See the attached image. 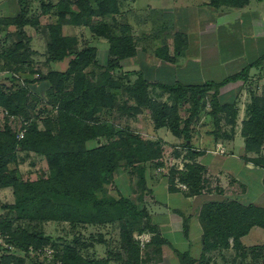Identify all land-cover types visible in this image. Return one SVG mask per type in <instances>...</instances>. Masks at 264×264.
<instances>
[{"label":"rangeland","instance_id":"rangeland-1","mask_svg":"<svg viewBox=\"0 0 264 264\" xmlns=\"http://www.w3.org/2000/svg\"><path fill=\"white\" fill-rule=\"evenodd\" d=\"M53 1L55 0H30L28 5L22 6L21 3L18 5L16 0H0V102L3 100L2 94L4 96L13 94L12 104L17 106L15 114H11L8 109L0 105V141H4V132L7 127L15 134V137L20 129L29 130L32 124H35L40 130H50L53 133L58 131L56 117L60 95L56 90H50L48 81L42 80L40 76L50 71H67L72 56L56 61L48 59L46 44L49 35L46 27L54 21L53 11L55 9L53 8L51 11L52 5L50 3ZM89 1L92 7L95 8V2L93 0ZM20 13H23L24 17L30 20V22L28 21L29 23L27 24H15L11 21L13 17L18 16ZM40 15L41 18L38 20ZM35 18L37 22L34 20ZM96 20L93 17L87 24H94ZM64 25L61 26L63 36L75 39L78 48L82 49V46L86 44L85 35L83 34L84 29L79 28L77 35L74 33L75 29L70 24L65 23ZM78 25L88 27L85 24ZM119 29L120 26L118 27V25L113 24V32L118 33ZM23 34L25 37L22 36ZM20 38H25L23 41L26 43L25 49L28 52H24L23 48L17 50L20 58L19 60H15L10 55L9 49ZM163 48H161L162 51L164 50ZM141 56L143 59L146 57V55ZM141 56H137L132 61L133 63L125 60L127 58L119 59L117 61L118 67L109 71V81L106 82V91L112 95L113 106L99 108L93 115L86 116L84 124L97 127L103 135L87 140L85 146L87 149H91L101 144L115 141L119 146L118 150L122 152L127 150V143L131 144L132 148H134L130 136H138L142 140L153 141V148L158 151L157 157L142 163L134 162L130 164L128 161L126 164L116 168L110 181L97 190V195L117 198L119 194L124 195L136 206L137 210L144 209L150 218L148 210L145 207L144 195H149L146 179L149 177V173L153 172L154 175L159 176L160 181H164L166 184L169 183L170 186L186 195H192L190 203L194 207L202 204V201L205 204L208 202L235 200L243 205L251 204V198L246 193L245 185L242 184V181H246V185L256 192L257 179L259 174L264 172V166L260 167L257 165V167L262 168V171L258 169H254L251 172L245 170L238 171L239 185H236V190H238L239 197L232 198L228 195L231 192L230 183L223 187V184L219 182V177L214 174L217 167L216 163H211L212 158L209 155L205 156L206 152L223 153L224 149L219 146L218 151L217 149L211 151L212 148L209 149L208 147H213L214 142L206 141V136L200 135L202 131V133H205L207 136L209 135L212 139L216 137L222 140L229 138L230 132L232 133L234 127L238 125L236 123V101L233 100L231 91L226 88L219 91L224 85L218 88L217 97L223 107L221 110L216 111L215 115L211 114L213 90L207 92L205 96L201 97L199 108L195 115L191 116L193 107L191 99L186 97L183 101L175 102L174 98L168 93L152 85L151 83L159 82L146 77L150 73V70L139 65ZM242 58L249 60L246 55ZM107 59L108 56L105 52L95 54V63L83 69L88 74L90 80L97 82L104 79L103 77L101 78L100 74L104 70ZM236 59L237 63H233L232 65L226 61L224 65L228 67L227 71H233L236 66L242 63L241 58ZM163 71L165 72V69H162L160 72ZM140 76L143 80L150 83L146 86L147 95L151 100L148 107L143 105L137 106L135 100L128 95L127 87L131 86ZM246 78L248 79V75ZM255 79H258V77L252 79V83L249 84H256ZM245 80L239 79L236 81ZM71 82V78L68 77L63 84L62 92L72 87ZM261 88L262 90L259 91L257 89L249 90V94L246 96V100H248L247 108L251 104V101L255 102L258 106L262 104L264 89L263 86ZM22 90H25V92L22 93ZM162 109L165 110L164 118L166 124L157 127V132H154L152 131V126L156 128L154 121L157 119L158 122H161L156 113ZM246 110L247 115L241 123L239 135L244 137V142L245 140L248 142V150L246 146L244 149L251 155H248L250 157L246 155L239 157L241 159L244 158V161L249 160L253 163L258 162L264 165V140L261 142L260 139L257 140L253 135H248V137L244 135L248 131V121L246 120L250 116V112H248V109ZM174 115L178 118L177 128L180 131L184 129L186 120L190 118L187 123L189 139L186 140L182 136H175L170 131L168 125L174 124ZM202 139L206 143L203 141L204 147L200 148ZM11 153H5V155L0 153V176H17L22 181H34L39 178H46L50 174L51 170L44 155L30 150H23L19 145ZM122 160L125 161L126 159ZM130 160L136 161L138 157L133 152H130ZM230 162L228 165L232 166L233 163ZM187 164L199 166L193 172L195 184L191 182L192 188L190 189L180 179L182 176L185 177ZM171 178H173V181H171ZM255 201L263 203V198H258ZM14 202L15 193L13 188L11 186H0V220L1 222L10 223L9 228H5L6 231L4 230V234L7 233L10 237L6 234L8 237L2 240L4 244H1L0 264H62L64 246H74L81 256L86 259L93 258V260L101 259L98 251L93 249L94 246H99L102 249L101 252L109 253L112 257L115 255L113 252L122 251L120 240L121 225L118 222L108 223L111 225L104 228L106 232L103 233L101 231L102 226L105 227L103 224L102 226L94 227L91 224H69L66 221L30 219L17 214L8 207ZM183 219H186V216ZM183 221L185 223V220ZM145 222L146 217L141 216L136 217V219H130L125 226L131 229L132 239L136 243H139L138 236L145 234V237H147L145 241L149 239L144 244L145 246H140L138 243L137 245L139 251H143V254H149L152 248L155 249V245L151 244L153 234L151 233L150 235L143 228L145 227ZM22 230L33 231L46 236L48 241L43 246L45 250L43 247H41V252H38L39 250L37 252L32 250L25 253L19 250L13 243L12 238L22 240L20 237ZM230 240L231 237L228 239L227 246L224 247L218 244L214 235L205 241L201 238V244L199 245L201 251L200 253L196 251L199 258L197 261L193 258L196 261L195 264H225L226 260L229 261L231 258V254L245 255L248 253L250 255L247 259L241 258L240 264H260V260L257 259V256H254L255 254H261L263 255L261 257L264 258V249L262 250V247L255 246L249 250H244L241 243L239 244ZM107 241L109 242L107 243ZM103 243L105 245L106 243L107 245L109 244V248L107 246L106 248L103 247L101 245ZM147 245L149 246L148 248L146 247ZM46 251L53 252H51V258L53 254V259L50 261L47 256L48 252ZM123 253L126 256L124 249Z\"/></svg>","mask_w":264,"mask_h":264},{"label":"trees","instance_id":"trees-1","mask_svg":"<svg viewBox=\"0 0 264 264\" xmlns=\"http://www.w3.org/2000/svg\"><path fill=\"white\" fill-rule=\"evenodd\" d=\"M93 1L96 4L95 8L92 7L89 0H59L55 5L58 22L50 23L46 27L49 35L46 44L48 59L56 61L72 56L67 71H50L40 76L42 80L48 81L50 90H56L60 95L56 117L58 131L53 133L50 130H40L35 124H32L31 128L25 131L24 137L17 139L7 127L4 132L5 139L0 141L2 155L12 154L11 152H14L18 145L23 150L44 155L51 170L50 174L46 178L34 181H22L17 176H0V186L13 188L15 202L8 207L23 217L66 221L69 224L96 225L118 222L121 225V247L122 250L124 249L126 259L121 254L117 256V259L121 260L123 264H142L138 245L132 239L131 229L126 228L125 225L130 219L146 217L143 228L153 234L154 242L161 240L157 227L151 224L145 210H137L126 196L120 194L118 198L98 196L97 190L110 181L116 168L128 161L131 164L155 159L158 151L153 148V141H145L138 136H130L134 148L127 143V150L122 152L118 150L119 146L115 141L91 149H87L85 146L87 140L103 135L97 127L84 124L86 116L93 115L99 108L113 106L112 95L106 91L109 71L118 67L119 59L136 55L135 43L132 37L125 33L128 27L121 26L119 34L112 31L114 23L110 22L114 21V15L118 13L117 0ZM247 1L210 0V5L214 7L220 5L242 6ZM24 16L23 13H20L11 21L15 24L29 23L30 20ZM93 17L97 19L96 22L88 25L87 23ZM34 20L37 22L36 18ZM65 23L88 25L92 33L108 40V59L100 74L104 79L93 82L84 72L85 67L95 63L96 50L93 47L79 49L75 39L63 36L61 26ZM22 36L25 37L24 34ZM23 39H18L9 49L10 55L15 60L20 58L17 50L23 48L24 52H28ZM263 58L264 54L257 61L246 65L240 72L230 75L220 82L207 81L203 84L193 85H184L179 82L151 84L168 93L175 102L183 101L189 97L193 104L191 116L195 115L199 108L201 97L213 90L211 114L215 115L216 111L223 107L217 97L218 88L229 82L247 79L248 70L253 66H258ZM68 77L71 78L72 87L62 92L63 84ZM148 84L150 83L140 76L131 86L127 87L128 95L135 100L137 106H150L151 100L146 92ZM24 92L25 90H22V93ZM2 98L0 105L8 109L11 114H15L17 106L12 104L14 95L4 96L2 94ZM250 105L247 108L250 116L246 120L248 121V131L244 135L246 137L253 135L254 138L260 139L262 142L264 140V100L260 106L252 101ZM164 113L163 109L156 113L161 120V122H158L157 119L154 121L156 128L166 124ZM173 119L174 124L168 125L172 134L178 137L182 136L186 140L189 139L187 123L190 118L186 120L182 131L177 128V116L174 115ZM247 144L248 142L245 140L246 149L248 148ZM130 152H133L138 160H130ZM254 164L260 167L264 166L258 162H254ZM186 168L185 177L182 176L180 179L190 189L192 188L191 182H194L193 178L195 177L193 172L199 166L187 164ZM198 216L202 226V239L205 241L214 235L218 244L224 247L227 246L230 237L233 242L240 244V237L245 235L252 226L264 228V207L254 204L243 205L235 200L202 204ZM9 226V222L0 220V231L3 234L6 231L5 228H9ZM184 234H187V225H184ZM8 236L10 237V235ZM20 237L22 240L17 239L19 242L14 238L12 241L19 250L25 253L30 252V249L36 250L43 247L48 241L46 236L33 231L22 230ZM0 249H2L1 243ZM177 255L181 264H195L196 262L187 252H177ZM62 260V264H107V260L103 258L99 260L84 258L74 246L63 247Z\"/></svg>","mask_w":264,"mask_h":264},{"label":"crops","instance_id":"crops-1","mask_svg":"<svg viewBox=\"0 0 264 264\" xmlns=\"http://www.w3.org/2000/svg\"><path fill=\"white\" fill-rule=\"evenodd\" d=\"M58 1L50 2L51 11L55 9L52 23L58 22L55 7ZM29 2L30 0H16V3L18 5L21 3L22 6L28 5ZM263 3V0H248L242 6L214 7L210 5V0H117L118 13L114 15V21L110 23L118 27L124 25L128 27L125 33L132 37L136 55L125 60L133 63L132 61L137 56L146 55L145 59L141 56L139 60L141 67L150 70L146 77L164 84L179 82L184 85H193L207 81L220 82L240 72L246 65L257 61L264 54ZM40 18L41 15L38 20ZM70 26L75 29L74 33L77 35L79 28L84 29L86 44L82 48L93 47L96 54L108 53L109 43L106 38L92 33L89 27L84 25ZM119 33L120 29L117 34ZM159 47H164V50L162 51ZM244 55L249 60L242 58ZM236 58H241L242 63L233 71H227L228 67L224 65L226 61L231 65L236 64ZM162 69H165V72H160ZM255 76L258 77L255 79L256 84H249L252 83V79L257 78ZM262 86L264 89V58L259 66L249 69L247 80L231 82L219 89V91L223 88L229 89L231 95L233 94V100L236 101V123L238 125L234 127L232 133L230 132L229 138L212 139L209 135L200 132V135L206 136V141L214 142L213 147H208L212 148L211 151L213 149L218 151L219 146L224 149L223 153L206 152L205 156L209 155L212 158L211 163H216L214 174L219 177V182L223 184V187L230 183L231 192L228 195L232 198L239 197L238 190H236V185H239L238 171L251 172L254 169L262 171V168L254 165L252 161H244V158L239 157L242 155L250 157L248 155H251L244 149V137L239 135V128L247 115L246 96L249 90L259 91L262 90ZM157 130L158 128L152 126V131L157 132ZM205 140L202 139L200 148L204 147L203 141ZM229 161L233 163L232 166L228 165ZM157 176L153 172L149 173L146 179L149 195H144V202L152 224L159 230L158 236L161 240L157 242L151 240L155 249L152 248L149 254H143V251H140L142 264H181L177 252H187L197 261L199 256L196 251L199 253L201 251L199 245L202 238V226L198 212L204 201L198 206H192L190 203L192 195H186L171 187L169 183L160 181ZM263 179L264 172H261L257 179L256 192L246 185V181H242L246 193L251 198H249L252 201L251 204L260 207H264ZM261 197L263 203L255 201ZM185 216L186 219H183ZM184 224L187 225V234H184ZM103 225L105 227L102 224L91 226H102L101 231L105 233L104 228L111 224ZM148 233L151 235L150 232ZM239 240L244 250L255 246H261L263 250L264 228L252 226ZM107 243L101 245L109 248ZM93 249L98 251L101 258L107 260V264H123L117 259L119 254L126 259L123 250L113 252L115 255L112 257L109 253L101 252L102 249L99 246H94ZM245 255L231 254V258L229 261L226 260L225 264H240L241 258L247 259L250 256L248 253ZM254 256L260 260V264H264V258L261 257L263 255L255 254Z\"/></svg>","mask_w":264,"mask_h":264},{"label":"built area","instance_id":"built-area-1","mask_svg":"<svg viewBox=\"0 0 264 264\" xmlns=\"http://www.w3.org/2000/svg\"><path fill=\"white\" fill-rule=\"evenodd\" d=\"M24 134H25V130H23V128L22 129H20V131L17 133V135H16V137H17V139H21V138H23V136H24ZM8 236L6 235V234H3L1 231H0V243L3 245L4 243L2 242V240L4 239V238H7ZM137 239H139V243H138V245L140 244V246H143L148 240H146L145 241V239H147V237H145V234L143 235V236H138V238ZM43 249H44V247H43ZM39 250V251H38ZM40 250H42L41 248H37L36 250H35V252H41ZM45 250V249H44ZM32 251V249H30V252ZM46 252H48L47 253V256L49 257V261L51 260V259H53V254H52V258H51V252L52 251H46ZM53 253V252H52Z\"/></svg>","mask_w":264,"mask_h":264}]
</instances>
